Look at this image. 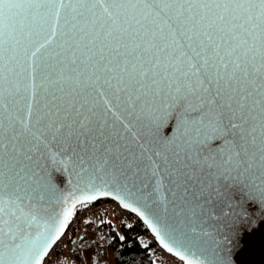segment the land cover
<instances>
[{
	"label": "snow or ice",
	"instance_id": "1",
	"mask_svg": "<svg viewBox=\"0 0 264 264\" xmlns=\"http://www.w3.org/2000/svg\"><path fill=\"white\" fill-rule=\"evenodd\" d=\"M97 107L149 147L131 152ZM221 184L264 205V0H0V264H43L81 197L217 264L204 222Z\"/></svg>",
	"mask_w": 264,
	"mask_h": 264
},
{
	"label": "water",
	"instance_id": "2",
	"mask_svg": "<svg viewBox=\"0 0 264 264\" xmlns=\"http://www.w3.org/2000/svg\"><path fill=\"white\" fill-rule=\"evenodd\" d=\"M36 83L38 86L40 85V75L37 76ZM45 86H47L46 82ZM37 91V99L40 103L37 104L33 101L34 116L32 123L35 122L36 107L42 106L43 103L41 99L44 94L43 89L38 87ZM23 95H25V93L21 90L17 99ZM21 103H23V101H21ZM96 111L98 113L97 119L101 120V122L107 121L109 130L113 132L114 136L119 133L117 138L120 139L121 143L126 144L131 152H135L139 155L142 151V149L138 147L139 144H144L146 148L149 147L145 140H141L138 135H133V133L138 132L137 128L129 126V129L125 130L122 129L117 122L115 129H111L110 126L114 118L109 113L105 112L102 107H97ZM117 115H119L118 112ZM121 119H123V117H121ZM124 122L127 123V121ZM37 127H39V125H37ZM170 133L171 128L165 130L166 135ZM41 139L43 140V137ZM62 148L67 149V144L61 146L57 141L49 138V141L44 146V152L48 154L55 153L59 156V152ZM147 155H151V152L147 153ZM153 159L159 160L160 157L153 156ZM53 175L57 183H59L63 189L67 190L70 187V185L66 183L64 176L58 173H53ZM65 175L68 174L65 173ZM69 178L71 177L69 176ZM145 182L149 184L148 188H145L146 194L149 191H155L154 185H157V178H152L151 183H149V181ZM169 187L167 179H162V182L158 183L159 191L156 192V200L160 205L168 203V200L172 198V194L168 191ZM191 187L193 191H196V195H199V192L195 189V184ZM218 187L220 189L218 197L220 199V204L217 205L215 210L221 214L213 215L211 219L204 222L205 230L211 232L216 240L215 245L212 246V251L216 253L215 259L217 264H264V205L258 206L254 203H250L249 197L238 187H230L223 184ZM103 199L106 198H100L94 202ZM188 199L192 200L191 194H189ZM92 202L93 201L88 200L87 197H81L79 200L75 201V208L80 204ZM169 207H171V205H169ZM229 208L233 209V211L230 212ZM41 231H43V229H41ZM150 232L152 233L151 230ZM175 250L181 252V254H185L182 249L177 248ZM171 255L180 260L178 256ZM45 258L46 257L43 258V262ZM202 259L203 257L199 255L196 257L186 255V259L182 262L183 264H187L189 260ZM98 263V257L94 256L92 264Z\"/></svg>",
	"mask_w": 264,
	"mask_h": 264
},
{
	"label": "built area",
	"instance_id": "3",
	"mask_svg": "<svg viewBox=\"0 0 264 264\" xmlns=\"http://www.w3.org/2000/svg\"><path fill=\"white\" fill-rule=\"evenodd\" d=\"M74 212V217L69 218L71 222L68 223L67 229L56 240L43 264H87L83 245L91 246L95 250L98 225L102 222L111 221L112 217L125 220L131 226H139L142 229L144 244L151 246L158 264H183L182 261L169 254L158 243L154 235L136 214L123 209L117 201L103 199L97 202L80 204L74 209ZM106 254H109V252L107 251ZM107 262L111 264L109 259Z\"/></svg>",
	"mask_w": 264,
	"mask_h": 264
},
{
	"label": "trees",
	"instance_id": "4",
	"mask_svg": "<svg viewBox=\"0 0 264 264\" xmlns=\"http://www.w3.org/2000/svg\"><path fill=\"white\" fill-rule=\"evenodd\" d=\"M129 225L122 219L99 224L96 254L101 259L110 250L114 264H158L151 246L144 244L142 229ZM121 236L124 237L123 240L120 239Z\"/></svg>",
	"mask_w": 264,
	"mask_h": 264
},
{
	"label": "rangeland",
	"instance_id": "5",
	"mask_svg": "<svg viewBox=\"0 0 264 264\" xmlns=\"http://www.w3.org/2000/svg\"><path fill=\"white\" fill-rule=\"evenodd\" d=\"M118 220H120V219L119 218H116V217H112V219H111V221H113V222H116ZM83 246L85 248V254H84V256H85V259L87 261V264H92L93 263L94 256H97L98 257V259H99V263L98 264H100V263L101 264H109L107 262L108 259H109L110 263L113 264V260L114 259H113V256H112V253H111L110 250L108 251L109 254H105V256L100 259V257L98 256V254H96V252H95L96 249L94 250L91 246L90 247H88L86 245H83Z\"/></svg>",
	"mask_w": 264,
	"mask_h": 264
}]
</instances>
